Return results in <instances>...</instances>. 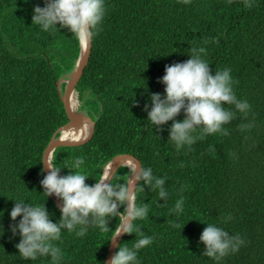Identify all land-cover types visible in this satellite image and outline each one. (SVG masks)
<instances>
[{
    "label": "trees",
    "instance_id": "1",
    "mask_svg": "<svg viewBox=\"0 0 264 264\" xmlns=\"http://www.w3.org/2000/svg\"><path fill=\"white\" fill-rule=\"evenodd\" d=\"M252 2L246 8L244 0H104V18L75 86L94 132L83 145L55 149L51 162L63 176L76 171L69 166L82 157L91 185L111 158L129 154L165 178V201L147 186L137 191V205L149 203V212L134 223L154 237L138 250L137 264H264V0ZM36 6L44 7V0H0V264H52L49 256L19 255V233L9 230L21 219L9 215L15 200L44 203L53 223L61 215L40 185L42 154L69 122L55 83L74 68L79 42L59 24L44 30L33 23ZM192 47H205L202 59L213 73L230 69L234 94L251 107L245 118L224 105L236 113L223 125L227 135H205L177 150L168 140L172 121L157 130L144 106L151 109L152 94L163 96L158 81L165 65L190 59ZM183 118V112L176 117ZM248 123L254 127L241 131ZM129 175L120 167L112 182ZM181 196L183 211L176 214L171 209ZM118 223L119 217L110 218L108 226L114 230ZM206 224L238 234L245 244L219 261L203 255L199 237ZM79 227L62 229L53 242L64 254L59 264H104L113 231L89 224L77 236ZM138 238L124 234L119 244L131 248Z\"/></svg>",
    "mask_w": 264,
    "mask_h": 264
},
{
    "label": "clouds",
    "instance_id": "2",
    "mask_svg": "<svg viewBox=\"0 0 264 264\" xmlns=\"http://www.w3.org/2000/svg\"><path fill=\"white\" fill-rule=\"evenodd\" d=\"M188 4L190 0H182ZM231 3V0H229ZM246 8L253 7L252 0H244ZM104 0H44V7L33 8L32 22L42 26L44 30L66 28L83 46L99 30L105 15ZM58 30V29H57ZM209 41L205 40V43ZM212 42H218L213 40ZM205 47H192L190 59L165 65L164 75L158 81L164 87L163 96L154 93L150 96L151 109L145 104L147 120L157 128L172 121L168 129V140L174 142L177 150L187 145L192 146L205 135L220 133L227 135L223 125L236 118V113L224 105H234L235 109L246 118L250 104L246 100L237 99L233 91V79L230 69L218 70L212 68L202 55ZM183 112L184 118L176 117ZM254 124H240L241 131L250 130ZM199 129V131H197ZM209 151H214L210 146ZM47 174L40 181L46 197L54 195L62 201L60 218L53 223L49 219L44 203L33 205L24 200H15L9 215L12 221L21 217L18 223L9 225V230L15 236L19 233V243L15 245L19 255L25 260H36L38 257H51L52 264H59L63 252L53 242L61 238V230L74 231L77 226V236H84L87 226L93 224L102 232L113 231L111 240L123 234H133L139 237L131 248L117 245L118 250L107 261V264H137L138 250L150 245L154 237L146 236L141 228L134 223L136 220L148 218L149 203L137 205V191L144 192L147 186L151 191H158L159 200H167L168 192L164 177H156L152 169L131 163L130 176L132 181L112 182L111 168L89 185L88 174L81 168L82 157H77L69 167L76 171H68L60 175L61 168L55 166L50 159L42 161ZM111 173V174H110ZM143 181V185H141ZM130 183L134 186L130 187ZM185 186L181 187L183 191ZM157 203V201H156ZM184 198L176 200L172 212L183 211ZM121 207L123 210L121 211ZM119 217V223L113 230L108 224L110 218ZM228 219H231L229 216ZM199 240L204 245L203 255L214 260H221L230 252H236L245 244L241 236L230 235L227 231L213 224H206ZM2 227V225H0Z\"/></svg>",
    "mask_w": 264,
    "mask_h": 264
},
{
    "label": "water",
    "instance_id": "3",
    "mask_svg": "<svg viewBox=\"0 0 264 264\" xmlns=\"http://www.w3.org/2000/svg\"><path fill=\"white\" fill-rule=\"evenodd\" d=\"M90 44H91L90 40L83 46L79 43V55L74 65V68L71 70L70 73L59 78L57 82L55 83V87L57 89L60 102L63 105L64 111L68 117L69 122L66 125L62 126L52 136V138L50 139L49 143L47 144L46 148L43 151L42 161L46 160V158L50 159L51 161L54 150L59 147H76V146L85 144L92 138V135L94 132V121L85 113L74 110L72 105L70 104V99L72 97V94L76 93L75 86L77 82L79 81V79L81 78L83 71L85 69V66L88 62ZM63 84L64 86L62 88ZM83 128L87 130V134L83 138L78 139L76 141H65L62 139L63 133L65 132L73 133ZM130 162H134L135 164L140 165L139 161L133 155H129V154L117 155L111 158L110 161L105 164V166L103 167L101 176L109 168H111L113 176L120 167H127L130 171V167H131L129 166V164H131ZM42 168L44 169L43 162H42ZM43 172L45 175L47 174V170ZM129 179L130 181H132V177L130 175L127 180ZM129 186L133 187L134 184L130 183ZM50 199L56 205V207L60 210V207L62 206V201L58 200L54 195H51ZM123 235L117 237L114 240H110L104 264H107V261L115 253L117 249V245H119Z\"/></svg>",
    "mask_w": 264,
    "mask_h": 264
},
{
    "label": "bare ground",
    "instance_id": "4",
    "mask_svg": "<svg viewBox=\"0 0 264 264\" xmlns=\"http://www.w3.org/2000/svg\"><path fill=\"white\" fill-rule=\"evenodd\" d=\"M70 104L72 105L74 110L78 111L79 101L76 93L72 94V97L70 99ZM86 134H87V130L83 128L75 133H67V132L63 133L62 139L65 141H76L78 139L83 138ZM129 166H131V164H129Z\"/></svg>",
    "mask_w": 264,
    "mask_h": 264
},
{
    "label": "rangeland",
    "instance_id": "5",
    "mask_svg": "<svg viewBox=\"0 0 264 264\" xmlns=\"http://www.w3.org/2000/svg\"><path fill=\"white\" fill-rule=\"evenodd\" d=\"M63 86H64V84L62 85V88H63ZM79 101V100H78ZM82 104H83V102L81 101V102H79V106H78V111H80V112H82V113H84V108L82 107ZM72 133V132H71ZM73 133H75V132H73Z\"/></svg>",
    "mask_w": 264,
    "mask_h": 264
}]
</instances>
